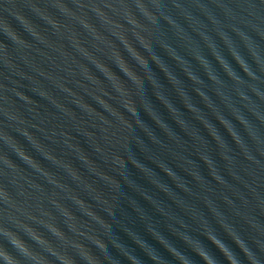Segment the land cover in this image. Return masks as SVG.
I'll return each instance as SVG.
<instances>
[{"label": "water", "instance_id": "water-1", "mask_svg": "<svg viewBox=\"0 0 264 264\" xmlns=\"http://www.w3.org/2000/svg\"><path fill=\"white\" fill-rule=\"evenodd\" d=\"M0 264H264V0H0Z\"/></svg>", "mask_w": 264, "mask_h": 264}]
</instances>
